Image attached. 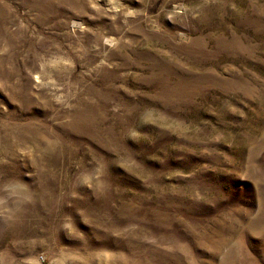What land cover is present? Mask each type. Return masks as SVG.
Wrapping results in <instances>:
<instances>
[{
  "label": "rangeland",
  "instance_id": "374dc122",
  "mask_svg": "<svg viewBox=\"0 0 264 264\" xmlns=\"http://www.w3.org/2000/svg\"><path fill=\"white\" fill-rule=\"evenodd\" d=\"M0 264H264V0H0Z\"/></svg>",
  "mask_w": 264,
  "mask_h": 264
}]
</instances>
